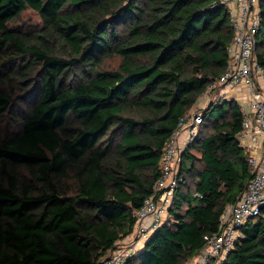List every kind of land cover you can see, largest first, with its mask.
Masks as SVG:
<instances>
[{
	"label": "trees",
	"instance_id": "trees-1",
	"mask_svg": "<svg viewBox=\"0 0 264 264\" xmlns=\"http://www.w3.org/2000/svg\"><path fill=\"white\" fill-rule=\"evenodd\" d=\"M27 10L39 27L18 25ZM232 37L217 0H0V124L20 127L0 131V264H99L131 235L165 143L224 71ZM201 116L166 220L125 264H187L245 191L236 103ZM220 264H264L262 217Z\"/></svg>",
	"mask_w": 264,
	"mask_h": 264
},
{
	"label": "built area",
	"instance_id": "built-area-1",
	"mask_svg": "<svg viewBox=\"0 0 264 264\" xmlns=\"http://www.w3.org/2000/svg\"><path fill=\"white\" fill-rule=\"evenodd\" d=\"M217 2L227 14L233 37L226 47V67L207 90L215 94L211 103H236L242 118L237 139L247 154L252 177L237 201L224 209L218 231L204 237L203 247L187 264H220L240 238V229L246 222L257 217L264 220V67L256 62L254 55L262 23L260 0ZM201 112H189L179 119L162 149L154 194L134 213L133 233L117 242L116 249L99 264H125L163 224L182 180L179 176L181 155L194 143L202 123Z\"/></svg>",
	"mask_w": 264,
	"mask_h": 264
},
{
	"label": "rangeland",
	"instance_id": "rangeland-1",
	"mask_svg": "<svg viewBox=\"0 0 264 264\" xmlns=\"http://www.w3.org/2000/svg\"><path fill=\"white\" fill-rule=\"evenodd\" d=\"M18 25H23L26 28L39 27L41 25V20L35 12L31 10H27L20 16ZM118 63H119V60L117 58H113V59H109L108 61H106V66L108 68H115L118 65ZM214 96L215 94H212L211 92L206 90V92L198 99V103L202 102L204 104L201 105L200 108L195 107L196 110L194 112L202 111L204 108H206L207 105L211 103V101L214 99ZM22 111L23 109H21V107L18 106L16 107L14 113H16L19 116V114ZM8 116L10 118V115H7V117ZM7 117H5L0 124L1 133L4 135H7V134L10 135V134L17 133L20 127L16 124V122L12 121L11 118L9 120ZM193 153L197 155L195 151H193ZM165 220L166 218L164 219V221Z\"/></svg>",
	"mask_w": 264,
	"mask_h": 264
},
{
	"label": "crops",
	"instance_id": "crops-1",
	"mask_svg": "<svg viewBox=\"0 0 264 264\" xmlns=\"http://www.w3.org/2000/svg\"><path fill=\"white\" fill-rule=\"evenodd\" d=\"M204 103L200 102V103H196V105L193 106V108L191 109L190 112H194L196 110V108H200L201 105H203ZM196 107V108H195ZM205 109V108H204ZM183 135V133L181 134V136Z\"/></svg>",
	"mask_w": 264,
	"mask_h": 264
}]
</instances>
